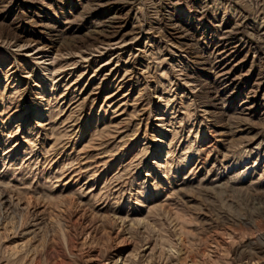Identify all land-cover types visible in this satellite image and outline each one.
<instances>
[{
	"label": "rangeland",
	"instance_id": "obj_1",
	"mask_svg": "<svg viewBox=\"0 0 264 264\" xmlns=\"http://www.w3.org/2000/svg\"><path fill=\"white\" fill-rule=\"evenodd\" d=\"M0 264H264V0H0Z\"/></svg>",
	"mask_w": 264,
	"mask_h": 264
}]
</instances>
